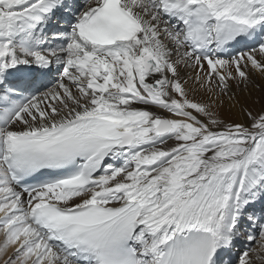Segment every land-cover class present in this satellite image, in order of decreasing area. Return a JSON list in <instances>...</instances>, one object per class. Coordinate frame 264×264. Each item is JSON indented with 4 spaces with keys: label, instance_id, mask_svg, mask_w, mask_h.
Returning a JSON list of instances; mask_svg holds the SVG:
<instances>
[{
    "label": "snow or ice",
    "instance_id": "obj_1",
    "mask_svg": "<svg viewBox=\"0 0 264 264\" xmlns=\"http://www.w3.org/2000/svg\"><path fill=\"white\" fill-rule=\"evenodd\" d=\"M0 264H264V0H0Z\"/></svg>",
    "mask_w": 264,
    "mask_h": 264
}]
</instances>
